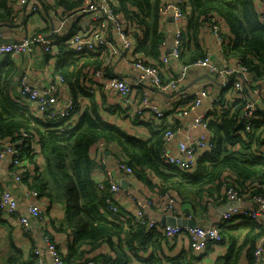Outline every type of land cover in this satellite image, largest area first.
Returning a JSON list of instances; mask_svg holds the SVG:
<instances>
[{"label":"trees","instance_id":"16d2710c","mask_svg":"<svg viewBox=\"0 0 264 264\" xmlns=\"http://www.w3.org/2000/svg\"><path fill=\"white\" fill-rule=\"evenodd\" d=\"M15 1L0 0L1 22H14ZM118 1L120 5H115V8L122 13L125 23L133 25L134 29L139 31L137 38L132 36L135 41L133 50L159 60L161 42L166 39V34L161 29L162 0ZM59 2L74 11L82 6L83 0ZM183 5L187 31L181 60L191 65L205 57L207 49L200 38L201 31L206 22L218 18L226 23L229 30L227 33L223 32L225 39L230 43L223 49L222 55L245 63L249 67L250 78L262 87L264 21L259 18L257 1L183 0ZM66 38L62 37L61 41ZM138 38L139 41L136 42ZM105 58V49L96 53L67 51L56 58L55 69L64 75L69 83V90L76 98L83 95L90 99V103L85 107L76 104L75 110L84 112L79 123L75 126L69 125L65 131L59 132V126L65 125V121L46 123L39 120L41 118L35 115V109L31 105L12 96L10 80L17 70L14 59L6 56L0 62V140L6 137L16 139L22 131L30 130L38 136L43 163L46 165L38 175L32 168L34 173H28L27 178L29 185L38 189L49 204L63 205V218H50L48 224L56 232L70 236L67 250L64 252L55 241L53 233H49L57 243L65 264H88L90 260L106 264H129L130 258L136 259L140 264H197L201 258L212 253L213 249L191 251L187 248L176 255H168L165 249L169 245L172 246L171 240L147 229L144 223L133 217L134 213L120 208V212L104 214L106 193L98 189L96 178L92 174L96 161L90 153V148L97 140L116 142L122 151L119 158L133 166L135 177L145 181L151 190L163 196L167 191L174 190L181 199L182 210L192 213L196 220L197 216L188 208L195 204L208 212V206L201 202L205 192L211 196L217 194L215 205L219 204L218 199L224 201V178L232 179L243 194H250V190L251 193L264 194V156L257 154L255 149L264 136V107L258 106L255 118H251L252 131H246L245 125L238 122L246 105L241 96L236 98V108L227 111L223 109L221 112L214 108L209 113V128L213 132L216 146L205 151L195 173L185 172L167 164L161 155L164 132L168 126L151 130L149 137L141 138L130 135L117 123L102 117L96 95L106 98L107 94L101 87L97 88V92H88L87 83L88 72L106 64ZM109 68L106 64L105 69ZM108 74L111 76L113 73L107 71L106 76ZM254 89L255 85L252 84L246 92ZM223 93L222 89V99L215 107L224 106L226 99ZM111 106L108 105L110 108ZM25 142H30V139ZM47 212L48 209L46 214ZM261 222L246 218L237 226L228 225L227 222L221 223L220 231L227 248L226 254L217 256L215 264H240L244 258L252 264L258 239L264 234V225ZM45 232L48 233L46 230ZM102 244L114 252L113 257L103 251L94 254L93 251ZM35 246H32L29 260H26L21 259L20 249L13 245L12 254L4 264H33ZM149 248V255L142 257L140 253L148 251Z\"/></svg>","mask_w":264,"mask_h":264},{"label":"built area","instance_id":"2783aa9c","mask_svg":"<svg viewBox=\"0 0 264 264\" xmlns=\"http://www.w3.org/2000/svg\"><path fill=\"white\" fill-rule=\"evenodd\" d=\"M29 1L16 0L13 3L14 22L23 19L24 9ZM42 1L36 0L37 3L31 6L30 12H40L46 15L45 11H41L40 3ZM257 6L259 18L264 21V0H257ZM170 11L176 21L172 48L168 52V41L163 39L161 42V56L157 61L132 56L130 53L132 36L136 37L139 31H136L133 25L125 23L122 13L116 10L113 0H83L82 6L77 10L58 15L52 33L67 37L62 41L52 40V35L48 31L36 30L25 33L18 39L0 42V59L10 56L14 61H18L23 55L33 56L38 48H41L42 51L54 59L67 51L96 53L101 49H105L106 64L112 56L120 55L124 57L127 65L134 72L135 81L133 84L120 76H106V64H102L101 68L92 69L88 72V92L92 93L94 89L101 87L108 98L111 100L114 98L122 106L130 121L151 122L154 119L164 118L166 110L153 102L152 98L145 92L144 86L149 85L157 88L171 86L178 91L177 104L174 107V126L169 127L164 132L161 155L167 164L193 174L197 171L199 160L205 151L216 146L213 132L209 128V113L214 108L218 112L223 111V109L227 111L236 108L237 105L234 104L236 98L241 96L246 101V105L239 116L238 122L245 125L246 131H252L253 123L250 120L255 118L258 106L264 107V88L263 85L260 87L256 81L250 78V70L245 63L223 55L219 59H215L212 51L208 48L205 57L196 60L191 65L184 63L180 58L187 31L183 0H167L161 4L162 17ZM86 13H91L90 21L86 24L81 22L77 24L81 16ZM52 15L54 13L48 14V16ZM223 22L216 18L203 25V27L207 26L209 28L213 39L222 51L230 43L223 34ZM109 28L115 30L119 42L116 43L109 39ZM138 41L139 38L136 42ZM171 63L178 69L175 71V73L178 71L177 75L171 76L172 78L165 73L171 67ZM196 68L205 69L221 85L226 99L223 107H215L222 99L221 94L212 96L209 106L202 110L204 98L210 96L209 91L201 89L195 93L181 89L189 71ZM55 76L56 80L45 86H34L27 73H24L18 81L20 83L21 100L31 105L38 117L46 123L65 121V125L59 126V132H63L69 125L74 126L79 123L83 114L79 110H75L76 97L69 90L68 85L65 84L64 75L57 72ZM103 79L104 81L100 82ZM252 84L255 85V89L247 93L246 91ZM61 88L67 91L62 103H60V99L64 93ZM188 116H191V120L186 123L185 120ZM158 123L162 127L159 121ZM161 127L156 126V129ZM28 138L30 142L26 143L25 141ZM103 142L105 141L100 140L97 143L100 144L101 152H104L106 146V143ZM39 144L38 136L31 130L30 132L22 131L16 139L7 137L0 140V168L8 158L11 178L23 187V199L25 201V209H22L19 198L10 189L2 191L0 214L28 233L32 232V220H39L41 222L40 226L44 229H47L49 221L46 217L47 199L41 196L37 189L30 187L27 174H33L34 172L31 170L32 168L27 167L28 165L25 164L27 163V151L24 152V147H28L30 154L37 156ZM31 149L34 151L31 152ZM255 149L257 154L264 156V136L256 144ZM103 157H99L93 171L94 173L95 171H101L104 176L101 180L97 179V187L100 191L106 193L105 210L109 214L120 212L121 207L118 201L121 194L131 197L136 204L133 217L144 223L150 231L168 237L172 246H174L177 237L186 235L189 240L188 249L191 251H205L207 248H211L213 249L212 254L216 253V256L223 255L226 254L227 247L225 245L227 244L224 243V237L220 231L221 223L227 222L228 225H232L246 218L261 222L264 218V194L251 193V190L250 194H243L232 179L224 178L222 193L230 203L233 202L234 204L224 211L221 218L213 220L209 224L196 221L197 225L195 227L173 225L168 222V217L194 219L192 213L182 210L181 199L174 190L167 191L164 196L157 192L158 196L164 199L162 204H157L152 196L144 194L139 189L135 191L131 186L125 188L121 185V179L134 177L135 170L133 166L122 158H118L116 163L108 166L107 160ZM20 181L23 184H20ZM215 197H217L216 193L211 196V194L205 192L201 202L208 206V211L212 206H215ZM156 208L159 210L160 215L152 216L150 212ZM164 217L166 218L163 219ZM49 233L51 231L48 228V233L45 232L44 234L43 247L35 246L33 248V264H47V260H50L51 264H65L57 243L52 240ZM262 261H264V246L260 244L254 252L252 264H261ZM88 264L106 263L90 260ZM240 264L249 263L246 259H243Z\"/></svg>","mask_w":264,"mask_h":264},{"label":"crops","instance_id":"0c3cea01","mask_svg":"<svg viewBox=\"0 0 264 264\" xmlns=\"http://www.w3.org/2000/svg\"><path fill=\"white\" fill-rule=\"evenodd\" d=\"M167 0H162L161 3H165ZM257 1V0H256ZM115 5H120L118 0H113ZM36 0H30L28 4L25 6V14L23 19H20L18 22H1L0 21V42H9L14 39H18L22 37L23 34L36 31V30H44L51 33V39H57L58 41H61V38L63 36L61 35H55L52 33L53 28L56 25V18L58 15H64L71 12V10L65 6L60 4L59 0H43L40 3V6L42 8L41 11H45L46 15L44 13H31L30 9L31 6L36 4ZM49 13H54L52 16H48ZM91 19V13L83 14L80 18L78 23L86 24ZM176 28V21L174 18L173 13L167 12L164 14L163 18L161 19V29L166 34V39L168 41L167 44V51L169 52L172 48V38H173V31ZM222 31L223 32H229L228 27L225 22L222 23ZM202 34H201V40L203 43V46L206 47V49H210L212 51V55L215 59H219L222 57V50L220 46L215 42V40L212 37V34L207 26H204L202 28ZM109 39L113 42H119L117 38V34L115 30L109 28ZM135 46V41L132 39V47L130 53L132 56H138L141 58H144L146 60H155L157 59L155 57H152L150 55H147L143 52H137L136 49L133 50ZM6 57H2L0 59V62L3 61ZM219 61V60H216ZM16 65V73L10 80V90L12 93V96L14 98H20V83L18 79L24 74L27 73V75L30 78L31 83L34 86H45L49 84L50 82L56 80V59L49 57L46 55L44 51L41 50V48H38L33 56H27L23 55L20 57L18 61L14 62ZM171 67L165 71L166 75L170 78L174 77V73L177 70V68L173 65V63L170 64ZM108 66L110 68L107 70L108 73H113L111 76H120L125 78L128 82L131 84L135 81V75L132 69L127 65V61L124 57H121L120 55L112 56L108 59ZM108 76H110L108 74ZM172 76V77H171ZM103 80H100V82H103ZM263 88H264V84ZM137 88L135 87V90ZM181 89L189 91V92H197L201 89H207L209 91L210 96L204 98V104L201 108L202 110L207 108L209 104L211 103L212 96L222 93L221 85L212 77V75L208 74L207 71L203 68H196L191 69L187 75V78L184 80V83L181 87ZM64 95L61 96L60 103H62L65 94L67 91L63 90ZM144 90L148 95L152 98L153 102L157 104L159 107H162L166 110V116L164 118H161L159 120H152L151 122H144L145 124H139V122L130 121L128 117L125 114L124 109H122V106L117 103V101L112 98V100L108 97H101L96 95V100L99 103L100 106V113L102 117L110 122L117 123L119 126H121L124 130H126L130 135H134L141 138H147L150 136L151 130H156V126H159L158 121L163 126L172 127L174 126V107L177 104V97L178 94L174 88L171 86H166L163 88H157L152 87L149 85L144 86ZM98 89H94V92H97ZM140 92V90H139ZM264 92V91H263ZM80 104L82 107H85L87 104L90 103V99L88 96L80 95ZM107 99V102H106ZM108 105H112L111 108L108 107ZM191 116H188L185 120L186 123H189ZM149 123V124H148ZM40 145V144H39ZM38 145V146H39ZM90 153L92 157L95 159L96 163L99 160L100 156H104L105 160H107L108 166H112L114 163H116L117 159L121 157L122 151L120 150L119 146L116 143H110L105 146L104 152H101L100 144L94 143L90 148ZM39 163H43L44 160L40 156L38 158ZM4 165L0 168V191L4 188H9L12 192H14L20 199V205L22 209H25V203L22 199V188L19 187L11 178V172H10V165L8 158L4 161ZM99 163V162H98ZM94 176L101 180L103 179V173L101 171H95ZM121 179V178H120ZM125 181L129 184L132 188H137L140 191H142L144 194L152 196L157 204H162L164 202V199L159 197L157 192L154 190H151V187L141 179L137 177H130L129 179H121V183ZM123 185V184H121ZM135 195V193H134ZM119 206L124 211L132 212L134 213L136 210V204L135 201L131 198L126 196L125 194H121L119 198ZM218 203L215 206H212L210 211H206L204 208L193 204L190 208L185 206L189 209V211H193L195 215L197 216L196 221L202 224H209L211 221L221 218L224 211L228 208V205L230 204L229 200H224L221 202V200L218 199ZM245 203H247L245 201ZM46 207L48 209V213L51 216V218H56L58 220L62 219L64 216L63 213V205L62 204H54L53 206L46 202ZM187 209V210H188ZM191 209V210H190ZM104 214H109L107 211L103 210ZM150 214L152 216H159L160 212L156 208L155 210L152 209ZM48 215V219H50V216ZM0 262L1 264H4L9 257V255L12 254L13 245L17 246L21 251V259L29 260L32 246L34 244L37 247H43L44 246V234L45 230L43 227L40 226L41 222L39 220H32V232L30 235H26L25 232L21 229L20 226L15 224L9 219H5L0 215ZM264 225V218L261 222ZM242 223H235L231 226H237ZM49 230L51 233H53V236L55 238V241H57L59 247L62 251L66 252L67 250V243L68 239H70V236L67 235V233H58L55 230L52 229V226L48 224ZM188 238L186 235H181L176 239V242L174 243V246H168L166 247V253L168 255H176L178 252L182 251V249L188 248ZM258 245L264 246V234H262L258 239ZM104 252L105 254H108L113 257L114 252L109 249L108 246L105 244H102L97 250L93 251L94 254H98L100 252ZM151 249L149 248L148 251L141 252L140 254L142 257H146L149 255ZM198 255V254H197ZM217 254L216 253H209L205 257L201 258L197 264H215L217 260ZM245 259V258H244ZM136 259L129 260V264H140L136 262ZM47 264H51L50 260H47ZM261 264H264V261L261 262Z\"/></svg>","mask_w":264,"mask_h":264},{"label":"rangeland","instance_id":"374dc122","mask_svg":"<svg viewBox=\"0 0 264 264\" xmlns=\"http://www.w3.org/2000/svg\"><path fill=\"white\" fill-rule=\"evenodd\" d=\"M201 34H202V32H201ZM178 70V69H177ZM177 73H178V71L174 74V75H177ZM64 79H65V84L66 85H68V87H69V83L67 82V80H66V78L64 77ZM76 104H80V99L79 98H76ZM34 109V108H33ZM34 113H35V115L38 117V115H37V113H36V111H34ZM82 114H84V112H81ZM39 120H43V119H39ZM75 126V125H74ZM51 128H55L54 126H51ZM7 138V137H6ZM5 138V139H6ZM2 140V139H1ZM100 140H97V143L99 142ZM104 141V140H103ZM96 143V142H95ZM103 143H106V145L107 144H110V143H116V142H107V141H105V142H103ZM117 144V143H116ZM118 145V144H117ZM38 149H39V153H38V155L37 156H35L34 154H30L29 153V151H28V147H24V152H26V154H27V157H26V159H27V163H25L26 165H28L27 167H29V168H34L35 170H36V174L38 175V174H40V172L42 171V169H43V167H45V165H46V163H33V162H38V158L41 156L42 158H43V153H42V149H41V147H40V145L37 147ZM34 150L33 149H31V152H33ZM33 155V156H32ZM29 156H32V157H29ZM92 174L94 175V171H92ZM95 177V176H94ZM96 178V177H95ZM15 183V182H14ZM20 184H23V182L22 181H20L19 182ZM96 183H97V178H96ZM17 184V183H16ZM19 187H21L22 188V199H23V195H24V193H23V191H24V189H23V187L21 186V185H19V184H17ZM30 187H32V186H30ZM32 188H34V187H32ZM6 189H8L9 190V188H4V189H2L1 191H0V199H1V197H2V195H3V193H2V191H4V190H6ZM36 189V188H35ZM135 189V191H138V189L137 188H134ZM38 190V189H37ZM11 191V190H10ZM39 191V190H38ZM12 192V191H11ZM13 194H15L14 192H12ZM16 195V194H15ZM17 196V195H16ZM18 197V196H17ZM19 198V197H18ZM23 201H24V199H23ZM19 202H20V199H19ZM46 202H48V201H46ZM24 203H25V201H24ZM20 207H21V205H20ZM22 208V207H21ZM46 211H47V209H46ZM47 214L49 215V213L47 212ZM50 216V215H49ZM46 217H47V219L49 218L47 215H46ZM50 218H51V216H50ZM1 220V219H0ZM46 228H49L48 226L46 227ZM31 230H33V228H32V226H31Z\"/></svg>","mask_w":264,"mask_h":264},{"label":"water","instance_id":"95a60500","mask_svg":"<svg viewBox=\"0 0 264 264\" xmlns=\"http://www.w3.org/2000/svg\"><path fill=\"white\" fill-rule=\"evenodd\" d=\"M123 184V187L127 188L129 186L128 183H126L125 181L122 182ZM234 203L231 202L229 205H228V208L229 206L233 205ZM236 204V203H235ZM166 217H164L163 219H165ZM168 222H170L171 224H178V225H188L190 227H195L197 225V222L196 220L194 219H186V218H173V217H168Z\"/></svg>","mask_w":264,"mask_h":264}]
</instances>
